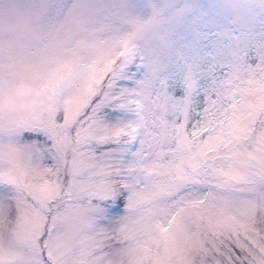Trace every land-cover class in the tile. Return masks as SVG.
<instances>
[{"label":"snow or ice","instance_id":"obj_1","mask_svg":"<svg viewBox=\"0 0 264 264\" xmlns=\"http://www.w3.org/2000/svg\"><path fill=\"white\" fill-rule=\"evenodd\" d=\"M0 264H264V0H0Z\"/></svg>","mask_w":264,"mask_h":264}]
</instances>
